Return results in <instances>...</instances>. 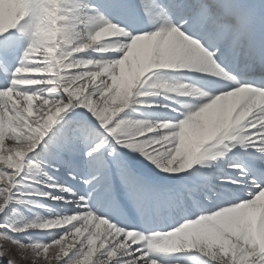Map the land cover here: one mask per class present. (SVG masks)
Masks as SVG:
<instances>
[{
	"label": "snow or ice",
	"instance_id": "snow-or-ice-1",
	"mask_svg": "<svg viewBox=\"0 0 264 264\" xmlns=\"http://www.w3.org/2000/svg\"><path fill=\"white\" fill-rule=\"evenodd\" d=\"M0 264H264V0H0Z\"/></svg>",
	"mask_w": 264,
	"mask_h": 264
}]
</instances>
